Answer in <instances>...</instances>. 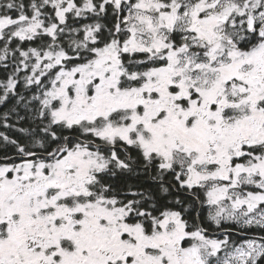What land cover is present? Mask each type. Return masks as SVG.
I'll list each match as a JSON object with an SVG mask.
<instances>
[{
  "label": "snow or ice",
  "instance_id": "snow-or-ice-1",
  "mask_svg": "<svg viewBox=\"0 0 264 264\" xmlns=\"http://www.w3.org/2000/svg\"><path fill=\"white\" fill-rule=\"evenodd\" d=\"M0 264H264V0H0Z\"/></svg>",
  "mask_w": 264,
  "mask_h": 264
}]
</instances>
